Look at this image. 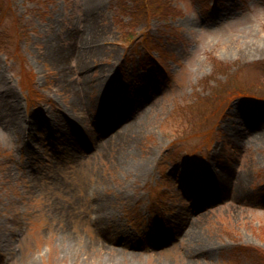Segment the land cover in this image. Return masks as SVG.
<instances>
[{"label": "rangeland", "instance_id": "rangeland-1", "mask_svg": "<svg viewBox=\"0 0 264 264\" xmlns=\"http://www.w3.org/2000/svg\"><path fill=\"white\" fill-rule=\"evenodd\" d=\"M87 3L0 0V264H264V0Z\"/></svg>", "mask_w": 264, "mask_h": 264}, {"label": "bare ground", "instance_id": "bare-ground-1", "mask_svg": "<svg viewBox=\"0 0 264 264\" xmlns=\"http://www.w3.org/2000/svg\"><path fill=\"white\" fill-rule=\"evenodd\" d=\"M88 3L87 5L89 6L90 4H93V2L95 0H87ZM89 9V8H88ZM96 19L95 17H90L87 21V32L83 33L81 36H79V41H83L85 43H92V42H96L99 40V38H102L101 34H100V27L97 25L96 23ZM79 35V34H78ZM69 56H76L79 59H83V62L87 61V59H93V58H97L100 57V49H98L97 47H91L88 49H80L79 51H77L75 48H69ZM110 51H115L113 49H110ZM62 56V55H61ZM68 56V57H69ZM64 57V55L62 56V58ZM65 58V57H64ZM86 64V63H84ZM88 64H86L87 66ZM103 81L104 80H98V82L96 83L97 85H103ZM4 95V96H3ZM16 101V99L14 98V96L12 95L11 92H9L8 90H4L3 94H2V98L0 100V104L4 105V108L0 110V126H3L5 129H9L12 131H17L18 130V123L14 122L13 120L9 119V118H4L5 113H8V111L16 114V108L17 105L14 103ZM76 102L75 99H73V103ZM8 110V111H7ZM17 123V124H16ZM263 127H259V131H258V135L260 137L264 136V125H262ZM84 127V126H83ZM242 137L239 135H236V138L238 140H240ZM220 180V185L221 187H225V184H228V182L226 180H224L222 177H219ZM227 186L225 187L226 190ZM94 226L96 227L97 231L99 232V234H101V229L100 226L97 222L93 223ZM184 226L185 224H183L179 229H178V233L177 236H179L180 233L184 232ZM177 229V227H175L172 231H175ZM121 246H125L126 242L124 241H120Z\"/></svg>", "mask_w": 264, "mask_h": 264}, {"label": "trees", "instance_id": "trees-1", "mask_svg": "<svg viewBox=\"0 0 264 264\" xmlns=\"http://www.w3.org/2000/svg\"><path fill=\"white\" fill-rule=\"evenodd\" d=\"M169 5V4H168ZM167 7V6H166ZM168 8V7H167ZM217 66H216V70L217 71H220V70H225V66L222 64V63H217L216 64ZM223 66H224V68H223ZM218 68V69H217Z\"/></svg>", "mask_w": 264, "mask_h": 264}]
</instances>
